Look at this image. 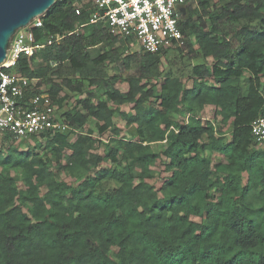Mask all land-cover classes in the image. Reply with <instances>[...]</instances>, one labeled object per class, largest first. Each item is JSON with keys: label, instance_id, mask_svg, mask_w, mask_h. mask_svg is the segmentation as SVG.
Wrapping results in <instances>:
<instances>
[{"label": "trees", "instance_id": "16d2710c", "mask_svg": "<svg viewBox=\"0 0 264 264\" xmlns=\"http://www.w3.org/2000/svg\"><path fill=\"white\" fill-rule=\"evenodd\" d=\"M92 15L57 0L5 69L70 129L0 139V264H264V0H198L156 53Z\"/></svg>", "mask_w": 264, "mask_h": 264}, {"label": "built area", "instance_id": "2783aa9c", "mask_svg": "<svg viewBox=\"0 0 264 264\" xmlns=\"http://www.w3.org/2000/svg\"><path fill=\"white\" fill-rule=\"evenodd\" d=\"M198 0H91V23L104 21L110 33L133 41L145 52L182 47L185 39L179 20L190 4ZM186 10L185 15L181 9ZM81 9H76L80 15ZM42 27L41 17L19 28L9 39L5 60L0 63V139L10 136L17 142L28 141L49 131L63 132L67 125L55 121V109L47 94L26 97L33 90L27 78L11 75L5 69L15 67L23 54L31 57L39 46L33 43L32 28ZM60 39L59 37L57 38ZM257 145L264 149V117L252 125Z\"/></svg>", "mask_w": 264, "mask_h": 264}, {"label": "water", "instance_id": "95a60500", "mask_svg": "<svg viewBox=\"0 0 264 264\" xmlns=\"http://www.w3.org/2000/svg\"><path fill=\"white\" fill-rule=\"evenodd\" d=\"M54 4L55 0H0V63L6 57V46L15 31L45 14ZM181 12L185 15L186 10L182 8Z\"/></svg>", "mask_w": 264, "mask_h": 264}, {"label": "rangeland", "instance_id": "374dc122", "mask_svg": "<svg viewBox=\"0 0 264 264\" xmlns=\"http://www.w3.org/2000/svg\"><path fill=\"white\" fill-rule=\"evenodd\" d=\"M57 0H55V2H56ZM38 18V17H37ZM36 18H34V19H32L30 22H33L34 20H35ZM14 36L12 35L11 37H10V39L11 38H13ZM139 49V46L137 45V43H133V44H131V49H130V52L131 53H134L135 51H137ZM93 51V54L95 53H97V49H95V50H92ZM171 54H172V56H174L175 55V52L174 51H172L171 52ZM197 63L196 62H189V61H185L184 63H181L180 64V66H178L177 68H175L174 69V72L176 73L177 71H179V70H181L182 69V71H185V72H187L188 70H190L189 68L191 67V65L192 66H194V65H196ZM166 65V64H165ZM166 68V67H165ZM73 103V100H70V101H68V103L67 104H65V106H64V109L65 110H69L70 109V107L73 105L72 104ZM213 108L212 107H207V109H206V111L201 115L202 117H204L205 119H208V120H213ZM119 124H121V122H119ZM94 127V124H93V122H91V128H93ZM30 146H32V144H30Z\"/></svg>", "mask_w": 264, "mask_h": 264}, {"label": "clouds", "instance_id": "9594fccd", "mask_svg": "<svg viewBox=\"0 0 264 264\" xmlns=\"http://www.w3.org/2000/svg\"><path fill=\"white\" fill-rule=\"evenodd\" d=\"M44 15V14H43ZM43 15H41V16H38V17H41L42 18V16ZM35 18H37V17H35ZM5 60V59H4ZM12 68V67H11ZM9 69V68H8ZM36 81H34L33 83H35ZM43 94H46V93H43ZM48 96H49V94H47ZM50 97V96H49ZM52 105H53V103H52ZM54 107V106H53ZM55 109V108H54ZM55 117H56V112H55ZM43 135V134H42ZM40 137V136H39ZM34 138H38V137H34ZM32 139V138H31ZM29 141V140H28Z\"/></svg>", "mask_w": 264, "mask_h": 264}, {"label": "bare ground", "instance_id": "6f19581e", "mask_svg": "<svg viewBox=\"0 0 264 264\" xmlns=\"http://www.w3.org/2000/svg\"><path fill=\"white\" fill-rule=\"evenodd\" d=\"M36 17H38V16H36Z\"/></svg>", "mask_w": 264, "mask_h": 264}]
</instances>
